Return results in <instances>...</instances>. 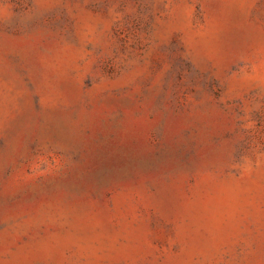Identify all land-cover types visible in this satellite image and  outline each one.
Segmentation results:
<instances>
[{
	"label": "rangeland",
	"instance_id": "1",
	"mask_svg": "<svg viewBox=\"0 0 264 264\" xmlns=\"http://www.w3.org/2000/svg\"><path fill=\"white\" fill-rule=\"evenodd\" d=\"M0 264H264V0H0Z\"/></svg>",
	"mask_w": 264,
	"mask_h": 264
}]
</instances>
